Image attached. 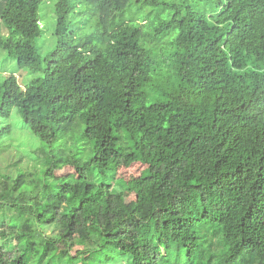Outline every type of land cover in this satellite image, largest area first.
<instances>
[{"label":"trees","instance_id":"obj_1","mask_svg":"<svg viewBox=\"0 0 264 264\" xmlns=\"http://www.w3.org/2000/svg\"><path fill=\"white\" fill-rule=\"evenodd\" d=\"M0 50V264H264V0H0Z\"/></svg>","mask_w":264,"mask_h":264},{"label":"rangeland","instance_id":"obj_2","mask_svg":"<svg viewBox=\"0 0 264 264\" xmlns=\"http://www.w3.org/2000/svg\"><path fill=\"white\" fill-rule=\"evenodd\" d=\"M40 16L42 17V37L38 41V47L40 48L41 54L45 55V52L47 51V43L54 42L55 38L53 37V31L55 26V16L53 13V9L47 8L46 5L42 6L40 11ZM7 76H14L17 78L19 86L24 89L26 85L29 83L30 80L37 77L36 74H31L26 69H19L17 67V64L9 59L7 54L0 50V81H3L5 77ZM15 123H21L19 119L15 120ZM16 136V135H15ZM14 138H35L30 132H24L23 134H18V137ZM37 145H39V142H36ZM16 154L15 151L10 152V155L6 157L7 160H14V155ZM84 155V154H83ZM16 156V155H15ZM85 157V156H84ZM16 160V159H15ZM145 168L142 165L135 164L129 169L121 168L118 172V178L121 179L125 184L130 186L129 184H136L139 176L141 175L142 171ZM63 182H69V183H76L77 182V176L75 175V172L73 169L66 168L63 171L56 172V177L52 181L53 184H60ZM126 197V204L129 208L133 209L135 204V198L133 194H125ZM75 239H82L85 240L84 235L81 230H76ZM85 242V241H84ZM94 246L91 243H86L85 245L79 244L76 246L72 251L71 255L75 256L78 251L87 250L88 248H93ZM110 258L111 260H106ZM53 263L54 264H128L127 261H125V258H121L118 256V252L116 249H111L110 247H104L101 251L98 253H91L89 255H86L82 258V261L77 262H71L68 261L65 255L64 251H61L60 253L56 254L53 257Z\"/></svg>","mask_w":264,"mask_h":264}]
</instances>
